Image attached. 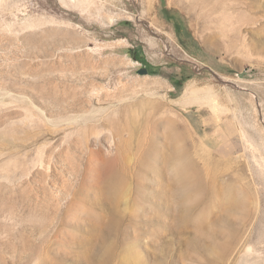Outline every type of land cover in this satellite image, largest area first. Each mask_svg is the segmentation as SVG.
<instances>
[{"label": "rangeland", "instance_id": "1", "mask_svg": "<svg viewBox=\"0 0 264 264\" xmlns=\"http://www.w3.org/2000/svg\"><path fill=\"white\" fill-rule=\"evenodd\" d=\"M0 264H264V0H0Z\"/></svg>", "mask_w": 264, "mask_h": 264}, {"label": "bare ground", "instance_id": "2", "mask_svg": "<svg viewBox=\"0 0 264 264\" xmlns=\"http://www.w3.org/2000/svg\"><path fill=\"white\" fill-rule=\"evenodd\" d=\"M212 5H210V7H211ZM217 9V8H216ZM212 14V13H211ZM186 169L183 167L182 168V174H183V177L185 178V179H187L188 177V175L186 174V171H185ZM112 186H113V183H112ZM117 185L115 184L112 188H114V187H116ZM34 252V251H33Z\"/></svg>", "mask_w": 264, "mask_h": 264}, {"label": "water", "instance_id": "3", "mask_svg": "<svg viewBox=\"0 0 264 264\" xmlns=\"http://www.w3.org/2000/svg\"><path fill=\"white\" fill-rule=\"evenodd\" d=\"M147 72H148V70H147L146 68H140V69L138 70V73H139V74H147Z\"/></svg>", "mask_w": 264, "mask_h": 264}]
</instances>
